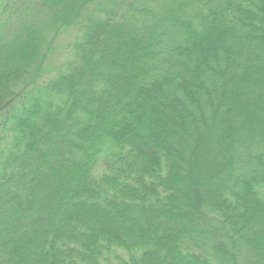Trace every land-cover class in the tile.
Returning a JSON list of instances; mask_svg holds the SVG:
<instances>
[{
  "label": "trees",
  "instance_id": "16d2710c",
  "mask_svg": "<svg viewBox=\"0 0 264 264\" xmlns=\"http://www.w3.org/2000/svg\"><path fill=\"white\" fill-rule=\"evenodd\" d=\"M0 264H264V0H0Z\"/></svg>",
  "mask_w": 264,
  "mask_h": 264
}]
</instances>
